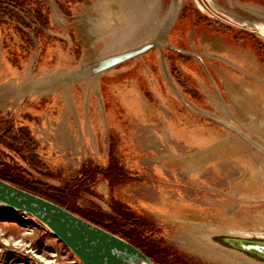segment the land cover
Wrapping results in <instances>:
<instances>
[{
	"label": "rangeland",
	"instance_id": "374dc122",
	"mask_svg": "<svg viewBox=\"0 0 264 264\" xmlns=\"http://www.w3.org/2000/svg\"><path fill=\"white\" fill-rule=\"evenodd\" d=\"M28 4L3 7L11 14L0 36V83L19 84L29 77L50 85L40 94H23L16 106L14 97L4 106L5 114L31 120L41 156L54 170L45 177L22 162L32 179L59 187L87 159L102 165L111 156L129 175L121 182L97 181L100 198L89 199L110 213L113 195L134 220L148 221L152 228L141 235L148 239L156 232L153 237L163 238L161 249L174 257L165 259L167 264H264L211 240L264 232L263 114L243 113L249 102L229 96L226 77L233 67L225 60H247L246 45L264 60V36L242 23L248 11L264 10V0H41L47 26L32 11L37 4ZM17 30L30 50L19 44ZM151 40L164 46L167 71L185 99L167 81L157 49L71 86L55 83L86 62ZM213 55L220 74L208 64ZM7 57L24 71L12 68ZM248 84L259 95L250 105L262 113L258 102L264 104V87L255 80ZM191 103L233 123L259 147L192 111ZM59 130L71 145L57 139ZM24 216L0 205V264H82L48 229ZM138 225L130 231L141 233ZM183 234L210 257L183 248Z\"/></svg>",
	"mask_w": 264,
	"mask_h": 264
},
{
	"label": "trees",
	"instance_id": "16d2710c",
	"mask_svg": "<svg viewBox=\"0 0 264 264\" xmlns=\"http://www.w3.org/2000/svg\"><path fill=\"white\" fill-rule=\"evenodd\" d=\"M26 2L28 4V0H23L21 3L17 0H0V36L3 34L4 18L9 17V14H11L8 9L3 8L4 5L8 3L24 5ZM29 3L37 4V7H34L32 11L40 22L47 26L49 21L46 11L39 9L41 0H29ZM17 33L20 36V38L18 37L19 44L27 48V37L24 38V34L20 30H17ZM31 123V120L27 118L16 119L9 114L0 112V179L52 201L82 219L123 238L140 249L156 264H167L165 259L169 257L174 259L165 246L161 249L163 238L153 237L156 232L148 236V239L141 235L142 233L145 234V231L151 230L152 225L140 218L134 220L136 215L131 216L133 215L131 211L118 198L112 195L109 205L110 213L89 199L91 197L100 198L99 193L94 189L97 181L104 179L108 182L111 180L121 182V178H124L126 174L129 175L125 173L127 171L126 167L117 164L115 158L109 156L108 163L102 165H96L97 163L95 164L87 159V162L83 164L77 173L71 175L59 187L32 179L34 175L22 165V162L45 177L50 176L54 170L51 168L50 163L43 160L41 156L40 151L42 148L39 141L32 134ZM43 170L47 174L44 175ZM137 224L141 228V233L137 231L139 229L130 231V228L132 229ZM170 264L185 263L175 260L171 261Z\"/></svg>",
	"mask_w": 264,
	"mask_h": 264
},
{
	"label": "water",
	"instance_id": "95a60500",
	"mask_svg": "<svg viewBox=\"0 0 264 264\" xmlns=\"http://www.w3.org/2000/svg\"><path fill=\"white\" fill-rule=\"evenodd\" d=\"M189 53L200 58L195 53ZM157 49L164 68L167 81L179 98H186L182 91L176 88L167 71L164 46L157 40L148 41L134 48L126 49L107 55L95 62H86L80 70L56 80V85L71 86L82 79H89L104 74L127 61L143 56L150 50ZM50 87H48L49 89ZM191 110L204 115L243 136L248 142L259 147L247 134L233 123L227 122L204 109L191 103ZM102 114L106 120V112L102 107ZM0 205L33 217L56 238H58L82 264H156L145 253L123 238L102 229L81 217L71 213L52 201L16 187L0 179ZM248 236L218 235L211 240L234 251L242 253L250 259L264 263V232H244Z\"/></svg>",
	"mask_w": 264,
	"mask_h": 264
},
{
	"label": "crops",
	"instance_id": "0c3cea01",
	"mask_svg": "<svg viewBox=\"0 0 264 264\" xmlns=\"http://www.w3.org/2000/svg\"><path fill=\"white\" fill-rule=\"evenodd\" d=\"M249 14L246 15L245 20H242L243 25H246L247 27H251L254 28L255 30H258L262 33H264V10L263 9H258L257 11L254 12V10L248 11ZM243 17V16H242ZM262 36H264L262 34ZM234 44V46L237 48L239 46H242L240 44H238L235 40H231ZM230 41V42H231ZM231 42V43H232ZM249 44V43H248ZM243 47V46H242ZM245 47V45H244ZM248 50L251 51H247V60L244 59H240L235 61L234 60H230V59H225L230 65L231 68L233 69V73L231 71H228V76L227 78V85H226V90L229 94V96L231 95L232 97H241L243 98L242 104H245V100H247L249 103H246L247 105H245L246 107H248L249 109H246L243 113H247L248 115H251V113L255 114V113H259V114H263V116L260 117L261 120H259V122H262V120H264V108L262 107L263 102L259 104V107L261 108L262 113H260V109L255 111L252 109L251 105H250V99L256 97V93H255V89H251V87L248 84V82L250 80H255V82H260L261 86L264 87V60L260 57V53L258 54L257 51H254L253 49L250 48V46H247ZM245 47V48H246ZM218 58L223 59L225 57L220 56V55H216ZM217 58V59H218ZM251 58V60H250ZM6 60L9 62V64L11 65L12 68L17 69L19 72H23L20 71L19 67H15L14 65H12L11 60L9 59V57L6 58ZM217 61L214 58V55L211 59H208V64L210 65V68L216 73V74H220V70H216L214 69V62ZM252 64V65H251ZM24 66V65H22ZM237 71H236V70ZM252 70L254 72H252ZM26 71V70H25ZM260 75V76H258ZM3 81V80H1ZM239 87H241V89H238ZM230 96V97H231ZM256 98H259V95H257ZM11 103V102H10ZM1 110H9L6 109L5 107L0 108ZM244 129H248L247 127H243Z\"/></svg>",
	"mask_w": 264,
	"mask_h": 264
},
{
	"label": "flooded vegetation",
	"instance_id": "af4514ba",
	"mask_svg": "<svg viewBox=\"0 0 264 264\" xmlns=\"http://www.w3.org/2000/svg\"><path fill=\"white\" fill-rule=\"evenodd\" d=\"M179 7H180V3L175 4V6L173 8V12H172V13H174L173 14L174 16H172L173 19L175 17L177 9H179ZM162 28H164V27H162ZM88 34L89 35L91 34L90 30L88 31ZM262 34L264 35V33H262ZM20 70L24 71L23 66L20 67ZM48 87H50L49 84H46V86H42L40 83L31 82L29 77L26 78L25 80H23V82H21L19 84L17 82H15L14 80L7 81L5 83H0V107L3 108L4 106H6L7 105L6 103L12 97H14L13 98L14 99L13 100V103H14L13 105L16 106L18 104V102H19L17 100L20 99V97H22L23 94H26V95H29V93H38V94H40L41 91H43L44 89H47ZM2 113H9V112H4V110H3ZM57 139L61 143H63L64 145H67V146L71 145V142H70V139H69L68 135L63 130H59V132H57Z\"/></svg>",
	"mask_w": 264,
	"mask_h": 264
},
{
	"label": "bare ground",
	"instance_id": "6f19581e",
	"mask_svg": "<svg viewBox=\"0 0 264 264\" xmlns=\"http://www.w3.org/2000/svg\"><path fill=\"white\" fill-rule=\"evenodd\" d=\"M23 219L25 221H29L28 216H24ZM182 240H183L182 243L183 248L191 250L192 252H199L210 257L208 254H206L205 248L202 245H200L195 239L189 237L188 235L183 234Z\"/></svg>",
	"mask_w": 264,
	"mask_h": 264
}]
</instances>
